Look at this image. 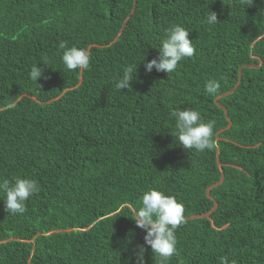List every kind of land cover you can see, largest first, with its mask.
<instances>
[{"label":"trees","instance_id":"obj_1","mask_svg":"<svg viewBox=\"0 0 264 264\" xmlns=\"http://www.w3.org/2000/svg\"><path fill=\"white\" fill-rule=\"evenodd\" d=\"M173 24L194 55L146 72ZM61 41L90 67L67 70ZM188 108L215 122L212 150L175 139L170 112ZM25 177L40 190L23 214L0 197V264H137L150 188L185 208L169 264H264V0H0V179ZM144 264H159L150 246Z\"/></svg>","mask_w":264,"mask_h":264},{"label":"clouds","instance_id":"obj_2","mask_svg":"<svg viewBox=\"0 0 264 264\" xmlns=\"http://www.w3.org/2000/svg\"><path fill=\"white\" fill-rule=\"evenodd\" d=\"M240 3L246 8L251 6L254 0H240ZM217 21V13L210 10L207 15L208 24L214 25ZM59 48L63 50L61 59L67 70H86L90 67L91 55L86 48L69 46L64 41L59 43ZM158 49V58L146 60L144 63L148 73L153 69L167 74L173 73L182 60L192 57L195 53L193 41L189 39V30L179 24H173L166 30ZM144 59L145 56L141 60ZM137 66L138 63H133L123 68L122 75L115 82L116 90L121 92L123 89H132ZM42 75L43 68L34 64L29 78L38 83V78ZM219 90L218 80L206 81L205 91L208 94H217ZM170 115L175 122V130L172 133L184 149L200 153L215 147L212 142L214 121H205L199 111L191 108L172 110ZM39 190V184L33 178H17L14 184L8 179H0V197H3L7 213L23 214L26 211L25 202L34 194H38ZM141 205L135 212L134 219L137 227L145 231L144 244L138 246V251L135 252L137 264H144L145 246H150L154 256L159 258V264H169L173 255L178 254L176 231L185 222L184 205L176 197L158 188L145 191ZM221 264H227V260L222 258Z\"/></svg>","mask_w":264,"mask_h":264}]
</instances>
